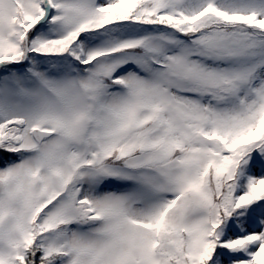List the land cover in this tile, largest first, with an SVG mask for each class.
<instances>
[{
  "label": "snow or ice",
  "instance_id": "snow-or-ice-1",
  "mask_svg": "<svg viewBox=\"0 0 264 264\" xmlns=\"http://www.w3.org/2000/svg\"><path fill=\"white\" fill-rule=\"evenodd\" d=\"M0 264H264V0H0Z\"/></svg>",
  "mask_w": 264,
  "mask_h": 264
}]
</instances>
